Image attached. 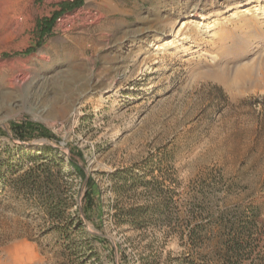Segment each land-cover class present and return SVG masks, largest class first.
I'll return each mask as SVG.
<instances>
[{
	"label": "rangeland",
	"instance_id": "1",
	"mask_svg": "<svg viewBox=\"0 0 264 264\" xmlns=\"http://www.w3.org/2000/svg\"><path fill=\"white\" fill-rule=\"evenodd\" d=\"M258 1L0 0V163L45 151L64 201L0 190V264H229L218 220L250 207L264 256V42L230 23Z\"/></svg>",
	"mask_w": 264,
	"mask_h": 264
},
{
	"label": "trees",
	"instance_id": "2",
	"mask_svg": "<svg viewBox=\"0 0 264 264\" xmlns=\"http://www.w3.org/2000/svg\"><path fill=\"white\" fill-rule=\"evenodd\" d=\"M49 26L47 24L46 29H49ZM29 127L18 126L17 132L24 136V130L27 134L31 132V129H27ZM40 128L37 126L36 129L32 130L37 132ZM38 134L44 135L45 133L40 131ZM44 153L45 151L38 155L31 150H22L13 157L3 160L0 163V190L3 192L9 188L18 198L22 197L26 201H34L47 215H55L63 211L64 208V201L57 193L58 175L54 171V169H58L59 165L54 161H46V158L42 157ZM70 160L72 166L76 164L73 159ZM73 167L80 174L81 168ZM259 217L260 213L256 207H250L248 211L238 210L235 215L226 211L220 216L218 224L226 232L224 249H226L229 264H243L247 255L252 252L253 249L246 248L253 231L257 227ZM70 230L68 227L64 229V232L69 233ZM252 264H264V256L257 261H252Z\"/></svg>",
	"mask_w": 264,
	"mask_h": 264
},
{
	"label": "bare ground",
	"instance_id": "3",
	"mask_svg": "<svg viewBox=\"0 0 264 264\" xmlns=\"http://www.w3.org/2000/svg\"><path fill=\"white\" fill-rule=\"evenodd\" d=\"M198 2H200V0H198ZM245 5H246L245 3H241L240 5L237 6V9H241ZM233 9L234 8H230L229 10L225 11L224 13H229V11H232ZM237 13L238 14H231L230 15L231 16L230 20H232L230 23L233 25L232 29H234L236 27V25L239 24L240 28H238V29H241V31H243L242 29L247 27V25H249L248 23H250L251 24L250 26L254 30V33H253V35L248 34V38H247L248 42H250L251 40L252 41H257V40L260 41L261 40L264 42V26L259 25V21H258L260 19H264V6L260 2V0L258 1V3L256 5L251 6V8H249V10H247V11L238 10ZM195 16H196L195 14L190 13V14H188V16H185L183 18L180 17L175 22H173V24L171 26V30L175 32V35H174L175 39L178 38V36L181 34L182 29L185 28L183 21L187 18L195 17ZM210 18H212L210 15V12H201L198 14V19H200V20H208ZM245 20L248 21V23L242 22ZM208 24L207 25L202 24L198 27V28H200V30L202 32V34L200 35L201 38L199 39V42L201 44H204V43L206 44L207 39L204 36L207 33H210L211 31L218 29V25H216V24L208 25ZM241 33H244V32H241ZM239 34H240V32H239ZM166 36L167 35H165V37ZM212 36H214V34ZM243 37L245 38L244 35H243ZM191 42H192V40L190 39V37H186V38H183L179 41L173 40L169 45H171L170 48H174L173 45L175 43H178L180 49H183L182 54L187 55L188 54L187 50L189 49ZM203 48H202V46H199L198 48L193 49L191 51V53H201ZM259 49H260V47H259Z\"/></svg>",
	"mask_w": 264,
	"mask_h": 264
}]
</instances>
